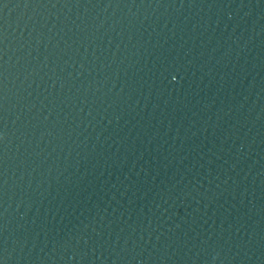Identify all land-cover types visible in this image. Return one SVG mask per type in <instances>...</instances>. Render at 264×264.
I'll return each instance as SVG.
<instances>
[{"label":"water","instance_id":"95a60500","mask_svg":"<svg viewBox=\"0 0 264 264\" xmlns=\"http://www.w3.org/2000/svg\"><path fill=\"white\" fill-rule=\"evenodd\" d=\"M241 0H0V264H148Z\"/></svg>","mask_w":264,"mask_h":264}]
</instances>
